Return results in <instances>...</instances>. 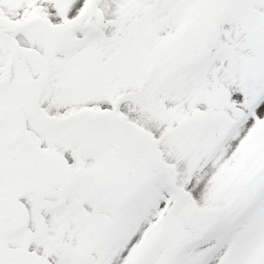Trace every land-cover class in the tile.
Wrapping results in <instances>:
<instances>
[{
    "label": "snow or ice",
    "instance_id": "obj_1",
    "mask_svg": "<svg viewBox=\"0 0 264 264\" xmlns=\"http://www.w3.org/2000/svg\"><path fill=\"white\" fill-rule=\"evenodd\" d=\"M0 264H264V0H0Z\"/></svg>",
    "mask_w": 264,
    "mask_h": 264
}]
</instances>
